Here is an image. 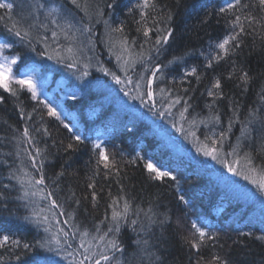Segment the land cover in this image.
Listing matches in <instances>:
<instances>
[{"label":"trees","instance_id":"16d2710c","mask_svg":"<svg viewBox=\"0 0 264 264\" xmlns=\"http://www.w3.org/2000/svg\"><path fill=\"white\" fill-rule=\"evenodd\" d=\"M49 1H54L59 7L63 5L60 17L73 24V28L67 30V38L61 33L53 39L51 24H48L47 30L41 28V23H48L42 13L38 20L29 16V6L33 0H14L13 20L23 18L22 27L27 28L29 24H35V27L31 29L29 37L20 40L8 31L10 21H0V42L14 43L13 48L5 51L6 55L19 53L21 56V61L13 65L16 75L23 70H34L41 78L51 76L48 89L55 96L64 97L62 103L58 104V110L62 107L72 115V120L67 121L73 124V132L83 138V143L72 141L75 150L66 153L64 148L70 142L71 133L65 129L64 120L49 116L44 101L32 99L27 89L17 96L0 89V95L6 98L4 103H0V190H3V185H12L6 191L7 200L0 203V234H8L22 243L34 245L63 227L69 234L76 233L69 239L72 249H75L80 244L79 233L85 229L90 233L89 240L99 235L95 231L96 226L107 230L108 222H99L106 212L110 217L112 200L123 197L130 201L133 212L137 207L144 212L151 208L157 219L162 220L164 215L171 217L163 228L159 225L153 228L151 241L155 246L151 251L161 258L158 264H195V250L189 249L184 239L188 236L192 221L216 237L215 241H208L200 252L206 259L212 253H217L229 264H264V242L255 239V235L264 230V193L252 183V179L260 178V169L264 168L260 125L253 126L250 139L241 138L237 157L227 154L236 145L237 137H241L239 123L234 125L220 147L218 158L206 156L199 150L208 144L204 139L206 135H213V130L218 133L226 128L232 115L230 105L238 102L240 120L245 118L250 108L258 106L257 93L264 85V33L245 36L235 54L208 69L204 67L205 57L200 53H207L210 43L223 39L230 29L225 18L216 14L223 0H157L164 13L170 12L173 16L171 26L175 29L174 39L159 54L153 49L150 55L144 57L145 61L151 60V63L139 60L133 63L131 61L136 53L141 51L140 45L145 50L152 45L144 42L142 34L136 31L133 17L123 8L129 0H118L119 8L107 7L112 0H78L79 8L70 0ZM209 13L211 16L207 22L201 23ZM254 14L264 15L258 11ZM3 15L5 11L0 9V16ZM135 19H139V16ZM121 22L124 24L123 33L113 32L112 29L119 27ZM85 26L87 31L84 30ZM45 36L48 37L47 41L44 40ZM154 39L155 36L152 37ZM122 40H127V50L122 47ZM33 47L35 51L31 50ZM69 48L71 52L67 50ZM188 50L192 52L184 56L183 62L168 63L173 56L182 55ZM83 52L88 60L82 59ZM125 61L130 63L125 64ZM233 62L237 65V73L228 79ZM155 63L167 67L153 81L151 90L154 95L149 97L144 94L146 82L141 80V76L151 79L150 69ZM192 66L197 67L200 81L195 76L182 79L185 69ZM240 68L252 78L248 85L241 84L238 79ZM85 72L87 75H84ZM114 76H119L121 83H117ZM214 78L222 80L224 95L216 101L215 109L221 114L223 127L200 123L209 115L206 105L213 98L207 95L206 89L211 87ZM136 81H140V88L135 86ZM177 96L182 98L181 103L169 108L170 98ZM185 101L191 107L182 118L180 113ZM21 110L25 113L23 117ZM88 111H95L92 120H88ZM29 113L30 117L27 115ZM193 119L196 120L195 125L190 123ZM25 127L30 129L33 142L45 149L47 154L44 160L45 183L49 191L55 192L52 198L61 205V208H53L51 212L47 211L50 201L40 197L19 198L23 196L21 186L9 176L10 168L18 169L20 166L32 172L24 149L33 152L34 149L30 143L20 140ZM45 128L48 134L44 133ZM137 134H141L142 139L138 140ZM99 140L110 160L117 162L118 171L113 170L108 174L102 171L94 177L98 157L93 144ZM208 147L211 149L212 145L208 144ZM246 153L252 154V166L257 169L250 179L244 178L247 173L234 175L226 166L239 159L240 165L233 166L242 171L247 167L244 162ZM137 154L142 158H137ZM149 161L160 171L171 172L175 179L171 176L156 178L155 173L145 168ZM61 170L65 174L56 181V175ZM93 179L99 193L95 204L90 196L84 198L91 192L86 186ZM72 192L80 199L79 205L68 198ZM181 195L187 204L179 200ZM210 201L213 204L208 206ZM41 210H44L42 216L49 217V223L37 227L32 213ZM60 212L66 214L60 215ZM67 213L73 214L71 219ZM238 214L242 217V227L235 224L234 218ZM252 216L260 223L251 221ZM140 218H144L143 212ZM57 219H70V224H57ZM178 219L179 225L176 223ZM47 227H51V232L45 231ZM247 232H252L253 237L240 235ZM119 235L126 249L124 256L129 259L136 249L133 241L137 235L127 225L122 227ZM92 244L97 247L96 241H92ZM25 251L27 255H23ZM16 255H21L23 261L43 262L51 257L58 264H71V258L65 259L63 254L56 255L45 248L24 250L11 248L10 245L0 248V256L13 257L6 259L5 264H21L14 259ZM144 264H147V259Z\"/></svg>","mask_w":264,"mask_h":264},{"label":"snow or ice","instance_id":"6c2138e0","mask_svg":"<svg viewBox=\"0 0 264 264\" xmlns=\"http://www.w3.org/2000/svg\"><path fill=\"white\" fill-rule=\"evenodd\" d=\"M70 2L77 8L80 7L78 0H70ZM107 7L119 8L121 5L118 3V0H112V3L108 4ZM14 8V0H11V2L10 0H0V9L5 11V15L0 16V21H10L11 27L8 28V31L20 40H24L31 35V29L35 27V24H29L27 28L22 27L24 22L23 18L20 20H13L12 12ZM29 8V16L34 20H38L42 13L45 19L48 21V23H41L39 25L41 28L47 30L48 24H51L55 29H59V32L56 30L52 31L53 39L57 38L61 33L67 38V30L72 29L73 24L66 21L64 23L60 22V13L63 5L60 7H57L54 4L49 6L48 0H33V3L29 6ZM123 8L126 9L129 16L133 17L134 22L137 25L136 31L142 34L144 37V42L151 43L152 45V47L147 50L144 49L143 45H140L141 51L136 53L135 59L131 62L134 63L135 60H139L142 63H151V60L145 61L144 57L146 55H150L153 49L157 54H159L161 49L165 45H169L174 39L175 29L171 26L173 19L172 14L170 12L165 14L164 9L158 5L157 0H137L135 3H132L131 0H129V3L124 4ZM158 8H160L159 11H157ZM257 11L264 13V0H223L222 6L216 10V14L225 18L226 23L230 24V29L227 31V34L223 37V39L210 43V50L207 53H200V55L205 57V68L211 69L215 64H218L222 60H225L231 55L235 54L236 51L240 49L245 36H254L264 33V15L254 14V12ZM137 15L139 16V19H135ZM210 16L211 13L206 14L201 23H206ZM105 23L107 24V21H105ZM217 23H219V21H217ZM249 29H251V31H249ZM77 30L79 31V29ZM84 30H88L86 26ZM112 31L123 33V22H121L119 27L112 29ZM153 36H155L154 40H152ZM47 39L48 37L45 36L44 40L47 41ZM262 39H264V35H262ZM29 45H31L30 40ZM121 45L125 50H127V40H122ZM13 46L14 43H0V89L11 93L12 96H17L20 91L27 89V91L31 93V98L39 102V93L37 91L35 81L27 74L17 76L13 72V65H16L18 61H21V56L19 53L12 56L5 55V51L7 49L13 48ZM31 50L35 51V48L33 47ZM67 50L69 52L72 51L71 48ZM191 52L192 50H188L182 55L173 56L172 60H169L168 63L171 64L174 61L183 62L184 56L190 55ZM129 55L131 56V53ZM129 63V61H125V64ZM69 66L72 67L73 65ZM165 67H167V65L155 63L150 69L151 79L141 76V80L146 82V92L144 94L148 95L149 97L154 95L153 91L151 90L153 81L162 74L163 68ZM236 73L237 65L235 62H233V69L228 73L227 78L232 79ZM84 75H87V72H85ZM190 76H195L197 81L201 80V76L198 74V69L196 66L185 69L182 79ZM114 79L117 83H121L119 76H114ZM238 79L241 84L248 85L252 78L249 76L247 71H244L242 68H240ZM135 86L140 88V81H136ZM161 92H164V89H161ZM206 92L207 95L213 99L211 103L206 105V107L209 109V115L201 120L200 123H203L206 126L207 124L211 123L213 125L223 127L221 114L215 109L216 101L224 95L221 78H214L211 87H208ZM257 96L259 100L258 106L250 108L243 120H240L238 102L230 105L232 107V115L228 118L226 128H223V130L219 131L218 133L213 130V135H206L204 137L205 141L212 145L211 149H209L208 144H205L204 147L199 149L200 151H203L204 155L212 156L214 159L218 158L220 147L227 139L228 134L232 132V129L236 123L240 124L241 137H237L236 145L232 147L231 153L227 155L237 157L241 148V138L250 139L251 134L254 131L253 126L256 124L260 125L259 131L261 133L262 141L260 150L264 151V85L261 86L260 92L257 93ZM5 99L6 98L4 95H0V103H4ZM170 99L171 103L169 104V108L180 104L182 101V98L179 96L175 97L174 99ZM184 105L183 111L180 113L182 118H185V113H187L191 107L187 101L184 102ZM46 106L48 107V115L59 120L60 115L56 109L52 108L50 105ZM20 115L22 117L25 116L23 110L20 111ZM27 115L29 117L31 116L30 113ZM161 115H163V113H161ZM190 123L195 125L196 120L193 119ZM64 127L69 133H71L70 142H68L64 148V151L67 153L69 150H75V145L72 141L76 142V144H80L83 143V138L80 135H76L70 125L64 124ZM43 131L45 134H48V130L46 128ZM193 135L195 136V133H193ZM20 140L23 143H30L31 147L34 149V152L29 151V149H24L25 154L28 156L29 164L32 167V172L25 170L23 166H20L18 169L10 168L9 171L10 178L15 180L21 186L23 196L19 198L28 199L29 197H40L42 200L50 201L49 207L47 209L49 212H51L53 208H61V205L57 203V200L52 198L55 195V192L49 191L48 185L45 183L46 175L44 172V160L47 158L45 149L38 147L33 142L34 138L31 135L30 129L28 127L23 129ZM93 149L96 150L98 157L96 169L93 173L94 177L100 175L102 171L105 174L111 173L113 170L118 171L117 162L110 160L108 153L103 148L102 142L93 144ZM16 155L19 156L20 153L17 152ZM137 158L142 157H139V154H137ZM244 162L247 167L242 171L237 170V167L233 166L240 165L239 159H234L226 166L228 171L234 175L239 176L247 173L244 175V178L250 179L257 173V169L252 166L253 159L251 153L245 154ZM145 168H147L151 173H155L156 178L163 179L164 177L171 176L173 180L175 179L171 172L160 171V169H158L151 161L145 164ZM64 174L65 173L63 170L57 173L56 181H58ZM252 183L256 184L260 191L264 193V168L260 169V178L252 179ZM10 187H12V185H3V190H0V203H3L5 200H7L6 191ZM86 187L91 189V192H89L84 198L87 199L88 196H90L92 202L95 204L99 195L96 190L95 180L93 179L92 182L88 183ZM100 191L102 192L103 190L101 189ZM68 198L73 200L77 205H79L81 202L80 199L76 197L75 192H72L71 196ZM179 200L185 204L188 203L184 199L183 195L179 196ZM4 206L6 207L7 205L5 204ZM110 208V217L106 212L104 219L99 222V224H104L105 221H107V230H102L99 226H96L95 231L99 233V235L92 236L91 240H89L88 237L90 233L87 229H85L79 233L80 244L75 249H72V244L69 243V239L74 237L76 233L73 232L69 234L63 227L58 228L57 231L47 239L43 241H37L34 245L26 242L22 243L20 239H13L12 236L8 234H0V248H5L9 245L11 248H23L24 250H28L33 247L45 248L49 252H55L56 255L63 254L65 259L71 258V264H144L145 259H147V264H158L161 258L156 256L155 253L151 251V249L155 246L151 241V237L154 234L153 228L156 225H159L161 228H163L165 224H168L171 221V217L164 215L162 220L157 219L156 214L151 208H149L147 212H144L143 209L137 207L133 212L130 201L123 197L114 198ZM43 211L44 210H41L40 212L33 211L32 213V218H34V222L37 227L42 224L49 223V217L47 215L42 216ZM141 212H143V219L140 218ZM65 214L66 213L64 212H60V215ZM67 215L71 219L73 214L67 213ZM133 216L135 218H132ZM25 219L29 218L25 217ZM53 219H55V217H53ZM70 219L64 221L57 219L56 223L69 225ZM176 223L178 225L180 224L179 219ZM124 225L130 227L131 230L137 235V239L133 241V243L136 245V249L129 259H126L124 256L126 249L123 246L119 235ZM71 227H75V225H71ZM45 231L51 232V227L45 228ZM141 233H143V237L141 236ZM240 235L247 238L253 237L254 234L252 232H247L241 233ZM184 239L189 249L195 250L194 254L197 257L195 264H229L226 259L222 258L217 253H212L210 258L207 259L200 255V252L206 246V243L208 241H215L216 237L209 235L196 221L191 222L188 236ZM255 239L264 242V230H262L259 235H255ZM92 241L97 242V247H93ZM97 248L99 250H97ZM69 249H72V251H69ZM23 255H27V251H25ZM12 258V256L7 258L0 256V264H5L6 259L10 260ZM14 259L18 262H21V264H58V262L51 257L46 258L43 262L37 260L23 261L21 255L14 256Z\"/></svg>","mask_w":264,"mask_h":264},{"label":"rangeland","instance_id":"374dc122","mask_svg":"<svg viewBox=\"0 0 264 264\" xmlns=\"http://www.w3.org/2000/svg\"><path fill=\"white\" fill-rule=\"evenodd\" d=\"M48 4H49V6H52L54 4L55 6L59 7L54 1H49ZM65 21L66 20L61 17L60 22L64 23ZM51 29L56 30L57 32L59 30V29H55L53 25H51ZM82 59L88 60V56L85 52H83V54H82ZM22 74L29 75L35 81L36 86H37V91L39 93V99L44 101L43 103H44V106L46 107V109H48V107L46 105H50L52 108H55L56 111L59 113L60 120H62V119L72 120V118H73L72 115L66 114V112L64 111V109L62 107H59L60 111L58 110V104H59V102L62 103L64 98H59V97L55 96L54 94H52V91L48 89V85H49L48 82L51 81L50 75H46V76L41 78L38 76L36 71L23 70L21 73L17 74V76H20ZM65 122H67V121H65ZM68 125H70L73 128L71 123H69ZM209 134H211V133H209Z\"/></svg>","mask_w":264,"mask_h":264},{"label":"bare ground","instance_id":"6f19581e","mask_svg":"<svg viewBox=\"0 0 264 264\" xmlns=\"http://www.w3.org/2000/svg\"><path fill=\"white\" fill-rule=\"evenodd\" d=\"M137 136H139V137H138V140H139V139H142V135H141V134H137ZM99 142H101V140H99ZM128 142H129V141H128ZM212 204H213L212 201L208 202V206H211ZM234 219H236V223H235V224H236L237 227H242V226H243V223H242V217H241L240 214H238L237 216H235ZM250 219H252L251 221H253L254 223H260V221L257 220V219H255L254 216L250 217Z\"/></svg>","mask_w":264,"mask_h":264}]
</instances>
